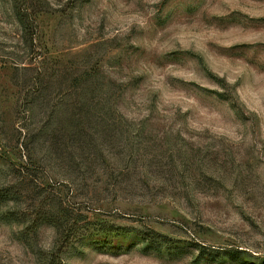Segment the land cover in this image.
<instances>
[{
  "label": "rangeland",
  "instance_id": "rangeland-1",
  "mask_svg": "<svg viewBox=\"0 0 264 264\" xmlns=\"http://www.w3.org/2000/svg\"><path fill=\"white\" fill-rule=\"evenodd\" d=\"M41 1L0 0V264H264V0Z\"/></svg>",
  "mask_w": 264,
  "mask_h": 264
},
{
  "label": "trees",
  "instance_id": "trees-1",
  "mask_svg": "<svg viewBox=\"0 0 264 264\" xmlns=\"http://www.w3.org/2000/svg\"><path fill=\"white\" fill-rule=\"evenodd\" d=\"M10 1H11L14 13H15L16 18L19 21V23L22 25L24 30H26L27 32H31L30 29H31L32 25L34 24L36 17L39 14L44 12L43 6H42V1L41 0H10ZM28 22H29V24H28ZM27 27H29V28H27ZM94 233L97 235V237H100L101 240H106V239L108 240V238H109L108 235L110 233L115 234V231H113V227H108V226L105 227L104 226L101 229L95 230ZM151 234L156 235V233H153V232H151ZM104 235H106L107 237ZM122 235H124V234H122ZM125 235H126V233H125ZM66 236H68V235H66ZM111 236H113V235H111ZM143 238L140 239L142 241V243L149 245V244H147V242H149L147 237H145L144 239ZM99 247L101 249L107 250L106 249L107 246H99ZM109 250L114 251L113 247H109Z\"/></svg>",
  "mask_w": 264,
  "mask_h": 264
},
{
  "label": "clouds",
  "instance_id": "clouds-1",
  "mask_svg": "<svg viewBox=\"0 0 264 264\" xmlns=\"http://www.w3.org/2000/svg\"><path fill=\"white\" fill-rule=\"evenodd\" d=\"M50 232H52L53 230L52 229H49Z\"/></svg>",
  "mask_w": 264,
  "mask_h": 264
}]
</instances>
